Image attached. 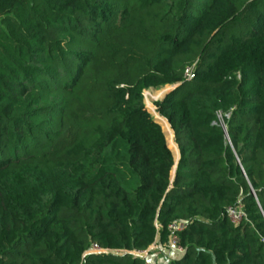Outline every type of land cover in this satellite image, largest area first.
<instances>
[{
	"label": "trees",
	"instance_id": "16d2710c",
	"mask_svg": "<svg viewBox=\"0 0 264 264\" xmlns=\"http://www.w3.org/2000/svg\"><path fill=\"white\" fill-rule=\"evenodd\" d=\"M180 223L168 264H264V0H0V264H158Z\"/></svg>",
	"mask_w": 264,
	"mask_h": 264
},
{
	"label": "built area",
	"instance_id": "2783aa9c",
	"mask_svg": "<svg viewBox=\"0 0 264 264\" xmlns=\"http://www.w3.org/2000/svg\"><path fill=\"white\" fill-rule=\"evenodd\" d=\"M227 216H228L229 221L233 224H238L244 219V214L240 206L228 209ZM183 227H184L183 223L174 224L169 227V231L171 232V237H170L168 246H166L164 249H168L176 255H181L183 253V249L177 246V239H176V236L173 234L174 232L182 230ZM153 247H155V245L151 246L147 251L131 252L130 254L135 257L144 259L146 260V263H148V261H151V260L148 259L147 256L149 255ZM108 253H111V251L107 249H101L98 245L93 244L90 250L86 254H108ZM126 253L129 254V252H126Z\"/></svg>",
	"mask_w": 264,
	"mask_h": 264
},
{
	"label": "rangeland",
	"instance_id": "374dc122",
	"mask_svg": "<svg viewBox=\"0 0 264 264\" xmlns=\"http://www.w3.org/2000/svg\"><path fill=\"white\" fill-rule=\"evenodd\" d=\"M172 89H173V86H166V87H162V88L156 89V90L155 89H149L144 93V99H143L144 106H145L147 112L155 120H156L155 116L158 114L155 112L153 104L155 102L161 101ZM159 126H160V128L164 134L165 142H166V145H167V147L171 153L174 164H176L178 162V159H179V152H178L177 145L175 143L174 135H173L172 131H170V130L167 131L162 124H160ZM173 173H174V168L171 171V177H173ZM150 256H152V254H149L147 256V258L150 259ZM168 263H169V261H167L165 264H168Z\"/></svg>",
	"mask_w": 264,
	"mask_h": 264
},
{
	"label": "crops",
	"instance_id": "0c3cea01",
	"mask_svg": "<svg viewBox=\"0 0 264 264\" xmlns=\"http://www.w3.org/2000/svg\"><path fill=\"white\" fill-rule=\"evenodd\" d=\"M150 254H152V256H150V260L153 263L158 264H165L167 261L174 259V255H176L168 249H158L156 246L151 249Z\"/></svg>",
	"mask_w": 264,
	"mask_h": 264
},
{
	"label": "water",
	"instance_id": "95a60500",
	"mask_svg": "<svg viewBox=\"0 0 264 264\" xmlns=\"http://www.w3.org/2000/svg\"><path fill=\"white\" fill-rule=\"evenodd\" d=\"M174 88H175V87H173V89H174ZM173 89H172V90H173ZM155 121H156V120H155ZM176 164H177V163H176ZM176 164H174V167H175V168H176Z\"/></svg>",
	"mask_w": 264,
	"mask_h": 264
}]
</instances>
